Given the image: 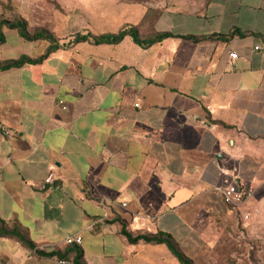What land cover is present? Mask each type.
<instances>
[{
  "label": "crops",
  "instance_id": "1",
  "mask_svg": "<svg viewBox=\"0 0 264 264\" xmlns=\"http://www.w3.org/2000/svg\"><path fill=\"white\" fill-rule=\"evenodd\" d=\"M55 4L0 0V21L55 41L2 28L0 62L56 48L0 72V230L33 245L0 235V264H58L39 253L73 247L84 264H179L164 245L130 244L122 225L169 236L194 261L216 220L249 202L224 203L221 171L264 198V0ZM125 28L171 37L72 43Z\"/></svg>",
  "mask_w": 264,
  "mask_h": 264
},
{
  "label": "rangeland",
  "instance_id": "2",
  "mask_svg": "<svg viewBox=\"0 0 264 264\" xmlns=\"http://www.w3.org/2000/svg\"><path fill=\"white\" fill-rule=\"evenodd\" d=\"M57 0H45L47 11ZM215 231L194 264H264V198L249 200L240 211L216 220Z\"/></svg>",
  "mask_w": 264,
  "mask_h": 264
},
{
  "label": "trees",
  "instance_id": "3",
  "mask_svg": "<svg viewBox=\"0 0 264 264\" xmlns=\"http://www.w3.org/2000/svg\"><path fill=\"white\" fill-rule=\"evenodd\" d=\"M2 28H6L9 31H15L24 42H34L38 40H45V41L50 42L53 45L55 43L53 37L47 31H34L33 33H29L27 31V25L25 21L18 18L13 21H7V20L0 21V45H2L5 41L2 35V32H1ZM127 36L131 37L133 42L143 49H146L155 43H159L163 41L164 39L171 37V35L169 34H160V35H157L153 40L143 41L139 39L138 34L135 30H133L132 28H125L119 31L116 35H103L99 37H91L89 35L76 36L73 39L72 43L77 44V43L89 42V43H92L93 45L117 44L123 38ZM193 41H197V40L194 39ZM55 50L56 48L51 47L43 57L37 60H31L26 56H22L17 60L0 62V72L8 71L11 69H19L25 65L39 64L48 55L53 53ZM0 235L15 237L25 247L29 249L33 248V245L30 242H28L26 239H24L23 236H21V234H19V232L14 229L8 232L0 230ZM121 235L124 236L130 244L142 243V244H150V245H164L169 250L171 255L177 260L179 264H194V261L189 260L187 257H185L181 253L177 245L173 242V240L169 236H166L164 234H156L153 236L152 235H132L126 230L125 226L122 225ZM70 251L71 253H73L72 257L69 256ZM39 254L47 258L55 257L59 261H66V262L68 261L70 262V264H84L82 261L81 251H79L75 247L69 250H66L62 254L60 253H50V254L39 253Z\"/></svg>",
  "mask_w": 264,
  "mask_h": 264
},
{
  "label": "built area",
  "instance_id": "4",
  "mask_svg": "<svg viewBox=\"0 0 264 264\" xmlns=\"http://www.w3.org/2000/svg\"><path fill=\"white\" fill-rule=\"evenodd\" d=\"M230 60L233 61L235 60L234 54L229 55ZM3 135L8 136L9 132L7 130L2 129ZM221 175L225 178V183L226 186L221 187V188H216L215 191L219 193L222 198L224 203L227 206L231 207H237L240 206L247 201H249L253 197V189L248 188V187H243L239 186L235 182L230 181V174L227 171H221ZM52 183V175H49L45 179V184H51ZM125 204H123V207ZM74 243L79 244L80 243V238H75L72 240ZM58 264H68L66 261H59Z\"/></svg>",
  "mask_w": 264,
  "mask_h": 264
}]
</instances>
